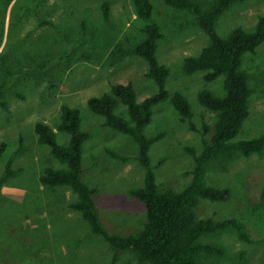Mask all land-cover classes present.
<instances>
[{
  "label": "rangeland",
  "instance_id": "374dc122",
  "mask_svg": "<svg viewBox=\"0 0 264 264\" xmlns=\"http://www.w3.org/2000/svg\"><path fill=\"white\" fill-rule=\"evenodd\" d=\"M150 21L159 27L155 56L168 68L164 88L182 94L190 105V122L201 130L202 120L211 125L213 113L196 100V93L208 89L222 94L221 77L205 81L204 72L187 75L182 70L186 56L197 55L207 36L184 10L148 0ZM202 8L213 0H195ZM106 5L107 18L101 6ZM264 16V0L234 3L216 22V32L225 37L234 27L254 28ZM146 21L134 10L133 0H0V175L7 157L18 147L12 168L20 173L0 189V264H149L138 262L127 251L116 253L98 236L90 233L78 213L68 208L74 194L68 188L46 189L38 176L46 165L59 167L33 128L37 122L48 126L57 143L67 135L56 130L60 107L79 112L80 130L88 137L82 144L81 179L94 189L98 217L108 233L126 235L140 230L145 220L142 203L128 195L140 186L143 170L134 159L136 145L127 136L103 126V119L87 108V100L108 93L115 83H130L137 101L154 94L155 84L147 78L145 62L135 56L119 57V50L132 48L141 38ZM241 67L247 73L249 114L233 140L264 136V42L243 54ZM117 112L125 116L119 106ZM162 132L148 155L159 189L181 190L189 181L191 157L183 151L201 148L200 134L190 130L164 101L152 108L147 136ZM107 151L127 156L120 161ZM205 182L227 187L222 202L199 200V218L241 222L252 242L239 241L233 231L203 236L202 242L222 245L223 257L201 255L199 264H264V150L248 157L237 156L224 167L210 165Z\"/></svg>",
  "mask_w": 264,
  "mask_h": 264
},
{
  "label": "trees",
  "instance_id": "16d2710c",
  "mask_svg": "<svg viewBox=\"0 0 264 264\" xmlns=\"http://www.w3.org/2000/svg\"><path fill=\"white\" fill-rule=\"evenodd\" d=\"M162 1L169 7L191 13L195 24L208 39L197 55L184 57L183 72L187 75L204 72L205 81L221 77L222 94L217 95L208 89L196 93L197 102L213 113L211 125L202 120L201 130H197L190 122L192 112L186 98L177 91L169 93L164 88L169 70L159 64L155 56L161 33L158 25L150 21L152 5L148 0H133L136 15L146 23L141 29L142 38L132 48L119 50V57L135 56L142 59L147 67L146 76L155 84L157 91L137 101L130 83H115L108 93L90 97L87 108L94 115L102 117L103 126L129 137L136 145L134 159L143 170L142 183L129 188L128 195L144 207L145 220L140 230L126 235L111 234L100 222L93 199L94 189L81 179L82 144L88 134L80 130L76 108L66 105L60 107L59 121L55 128L67 135L65 144L57 143L54 133L45 124H34L33 131L38 141L48 147L50 155L60 165L43 167L38 182L46 189L68 188L74 194V200L68 203V208L78 213L90 233L100 237L113 251L112 261L116 259L117 252L127 251L138 262L149 264H199L198 258L201 255L223 257L225 253L220 244L202 242L203 236L230 230L239 241L252 242L245 226L237 219L216 221L212 218H199L195 208L199 200L222 202L228 198L227 187H213L205 182V175L212 163L218 162L224 167L237 156L248 157L264 150L263 135L233 140L249 114V97L252 93L247 73L241 67V59L243 54L253 52L264 42V16L256 19L251 31L234 27L225 37H221L216 32L219 17L232 4L246 0H213L205 8L195 0ZM101 10L106 19V5H102ZM164 101L170 103L181 121L188 123L190 130L199 132L202 145L198 153L192 147L183 148L191 157L192 165L187 172L190 179L179 191L158 188L153 169L160 167L165 158H159L152 165L148 150L162 138L163 133L157 132L150 136L144 133L151 119L152 108ZM119 106L124 107L125 116L117 112ZM5 147V143L0 142V155ZM19 150L18 147L4 163L0 189L8 179L21 172L20 169L12 168L13 158ZM107 153L120 161L128 159L112 151ZM260 198L264 201V186ZM240 259L242 255L239 264Z\"/></svg>",
  "mask_w": 264,
  "mask_h": 264
}]
</instances>
